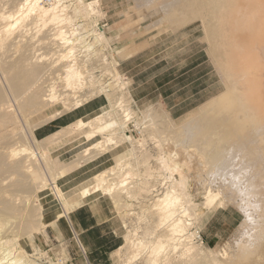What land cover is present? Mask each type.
Listing matches in <instances>:
<instances>
[{"label":"bare ground","instance_id":"1","mask_svg":"<svg viewBox=\"0 0 264 264\" xmlns=\"http://www.w3.org/2000/svg\"><path fill=\"white\" fill-rule=\"evenodd\" d=\"M76 1L71 15L95 14L98 0ZM146 1L152 13L163 12L175 27L201 19L224 84L178 124L152 105L140 115L131 110L127 81L121 79L115 57L110 71L116 81L102 85L86 78L71 48L62 44L61 0L48 5L42 0H0V264H41L29 257L19 240L25 235L31 239L44 227L37 192L48 184L61 191L55 184L58 177L106 151H112L114 163L96 173L79 194H108L124 217L132 213L128 198L151 196L137 213L145 220L143 238L137 227L130 228L115 251L119 264H137L141 257L144 264H264V0ZM96 36L106 44L112 37L104 32ZM100 94L110 108L77 118L43 138L35 136L34 128ZM57 103L60 108L31 120ZM130 120L141 136L129 132ZM80 133L86 140L99 137L71 160L50 156L51 144ZM147 139L159 148L154 156L157 169L149 161L154 154L146 148ZM125 142L130 146L113 154ZM184 145L196 149L194 157L202 169L180 168L189 158ZM192 181L204 188L203 203L193 201ZM228 199L245 214L243 235L234 250H206L194 240L196 226L225 207ZM205 206L211 210L204 213Z\"/></svg>","mask_w":264,"mask_h":264},{"label":"rangeland","instance_id":"2","mask_svg":"<svg viewBox=\"0 0 264 264\" xmlns=\"http://www.w3.org/2000/svg\"><path fill=\"white\" fill-rule=\"evenodd\" d=\"M85 1H89V0H85ZM136 1L135 0H98L97 3L95 4L97 6L96 7L97 13L95 12V14L93 15L85 16L86 17L85 20H88V22L89 21L96 22L98 19L101 20L102 18L105 19L103 21H100L99 23L107 22V25L105 26L106 35L108 37H111V36L112 37L110 38L107 44L106 42L104 44H106L107 46H110L111 50L113 51L111 56L115 57L114 59L117 62L121 58L126 57L128 54H133L135 52L141 51L138 56H142L140 57L142 61H138L140 65L135 66L134 70L138 71L139 69L146 66L145 71L139 77V80L143 81L144 86L147 87L146 98L143 97L142 98L143 100L138 101L135 97H132V92L130 91L131 89L130 79L120 69L119 62L118 63L116 62L118 64L116 66L121 75V79H123L124 81H127V87H126L127 90L125 89L126 91L125 95L127 96L126 99L128 100L127 101L128 104L130 102H132L133 104L131 105V107L129 105L131 110L135 111L138 115H140L141 110L145 109L149 105H152L154 107H158L159 109H163L167 111L169 115L171 116L169 109H168V101L165 97V95L169 93L166 90V86H167L168 80L178 75L180 77L188 76L190 77L189 79H191L192 77L196 78L195 85H197V83H199L200 81L201 89H203L204 85L207 86L208 83H211L210 88L207 87L205 91H202L199 94V97L201 99L208 97V96H213L214 94L218 93L220 90H223L224 84L222 81L221 73L218 72L220 70L217 69L218 68L217 65L214 64L215 58L213 57L214 54L212 53L213 50H212V44L210 41L212 38L205 37L206 36L205 29H204L201 19L196 18L190 22H185L181 24L180 26L175 27L172 24L174 23L171 20L172 18H170L172 23L169 24L170 23L169 18L167 16L165 17L163 15L164 14L163 12H159L157 14L152 13V8L147 7L148 6L147 1L146 2L145 0H142V1L136 0ZM138 4L140 6L139 8L137 6ZM101 14L103 16H101ZM140 15H144V18L141 19V21L138 20V16ZM159 16L161 17L159 18ZM163 17H164V20L161 19ZM161 20H163L164 23ZM165 20H168L169 23ZM126 22H129V23H126ZM152 22H155L156 24ZM157 23H159L162 26L159 27L160 25ZM209 24H210V20L208 22V25ZM148 25L149 26L151 25V26L149 27ZM163 26H165V29ZM166 27L167 28L169 27V28L167 29ZM210 27H212V25ZM188 42H191V43L187 44ZM197 49H200V52H199L200 61L202 63L198 68H195L193 71H191V73L190 72L186 73L187 71L186 66L189 64L187 61L189 58L188 56L190 55L192 56V52L193 51L196 52ZM118 50L121 52H117ZM210 53L212 55H210ZM191 59L192 58H190V60ZM180 65H184L185 68L184 67L178 68ZM169 88L172 89L171 82L169 83ZM187 92H190L188 88L185 89L183 94ZM132 98H135V100L134 99L132 100ZM94 104H99L100 105L99 107L103 105L104 108H110L109 103L105 99L103 94H100L98 97L91 100V102L87 103L86 106H92ZM60 107L61 105L57 103L54 106L46 110H43L39 114L33 116L31 120H36L37 118H43V116H45L46 114ZM197 107L191 110H188L182 114H179L178 116H175V114L180 113V110L176 111L174 116H171L173 119V122L176 124L180 123V120L183 119L184 116L188 112L195 110ZM100 110L101 108H98L93 114L83 119H87L91 117L92 115L99 112ZM220 112L221 111L219 110L215 111L216 115H219ZM40 126L34 128V130H36L37 138H42L46 136L44 134V131H47L48 128L54 131L62 127V126L48 127L46 123ZM127 126H128V129L132 128V126L128 123H127ZM45 127H47V129L43 130V128ZM131 133L136 138L142 135L140 134V132L139 134L135 132H131ZM98 137L99 136H96L95 138L91 140H86L82 133L64 137L62 139H59L56 143L51 144L48 147L49 154L51 157H59L61 160H64V161L71 160L78 151H80L82 148L90 144L92 141H94ZM58 144H63V145L66 144L64 146L69 147V149H67V151L63 153L61 156H58V153L61 152V150L58 151L54 149V146ZM128 146H130L128 142L123 143L122 145H120L119 147L113 150V154L119 151L126 150ZM146 146H147L146 147L147 150L152 155L154 154L153 157H151L149 160L151 163V166L152 168L157 169L158 163L156 159L154 158V156L157 154V151L159 150V148L157 147L155 148L154 144L151 142V139L150 140L147 139ZM183 149L188 153L189 158L184 159L183 162L180 163V168L183 170H187L189 172L190 171L196 172L202 169L203 167H201L198 164L196 158L194 157V156H197L196 149L193 146H188V145L186 146L184 145ZM254 150H255V147L253 148V151ZM113 161L114 159L112 157V159H110V161L107 162L105 167L104 166L97 167L95 169V173L110 166L113 163ZM57 179L55 180V184L58 186L59 182ZM93 180L94 178L92 176L90 179L86 180L80 185L70 188L66 192L59 186L58 187L61 189V191L55 190V187L49 186L51 184H48L45 188L41 189V191H38L37 198L38 200H40V204L42 206V209H41L42 216H43L42 222L45 223L44 219L49 217L48 211L50 210V208L57 207V209L62 210V207H64L65 210L68 211V209L70 208V206L66 204L68 201V198L72 194L74 195L78 194L79 191L84 186H87L89 184L91 185ZM58 192H60V194H58ZM96 192L99 194H104L100 191H96ZM190 192L192 194V198L194 197L193 198L194 202L199 203V204L203 203V201L205 200L204 199L205 192H204L203 187L202 188L198 187L195 181H192L191 186H190ZM150 197L148 198L139 197V198H136L137 200L134 198H131V199L128 198V201L133 203V205L131 207L132 210L130 209V212L132 213L127 215L126 217H124L125 215H122L123 214L122 210L117 209L118 207L115 206L116 203L113 201V199L110 198L113 204L116 219L118 220V223L120 224V228H121L120 237H119V241H120L119 246H121V244L125 242V235L128 234L127 232H129L130 228L137 227V231L139 233L138 235L143 238L142 228H144L145 226L144 224L145 220H143V222L141 221L142 219L139 220L140 218H138L139 216L138 214H141L140 211H142L145 207L148 206V203L151 201V199H149ZM65 200L67 201L65 202ZM227 202H229L227 203V205L225 204V207H227V211H223V209L221 208L218 209V211L214 213V215H212V219L207 229L204 230L196 226L197 231L201 233V236L203 239V242H197V243L199 244L202 243L201 244L202 247L206 250L211 249L214 252H218L223 247H225L226 250H234L238 245L237 241L240 239L239 236L242 237L243 235L241 221L244 220L245 214L239 209V204L237 205V203H235L234 201L232 202L231 199H228ZM49 203L52 204L53 206H48ZM145 204L147 205L145 206ZM141 205L142 206L144 205L143 207H141L142 210L140 209ZM205 207H202V210H204L203 211L204 213L210 209V207H207V206ZM235 207L242 214V218L237 227H236V224L240 218L238 214H236V218L233 223H229L226 220L227 217H231V216L235 217V214H234ZM140 221L142 222V224ZM243 224H245V222ZM139 225H140V228L138 229ZM53 228H54V223L48 224L44 228H42L46 232L43 233L44 235L36 239V243L31 242L28 238H26L27 237L26 235L19 238V240L21 239V244L27 251L29 257L36 260L37 262L41 264L61 262L60 261L61 257L64 255L63 252L65 253L70 252L72 256L83 258L82 251L79 249L75 241L71 242L69 245H65L64 243L59 244V242L55 238H53V235H52L54 233ZM35 233L36 232H34L33 234ZM148 237L149 235H146L144 238L150 239V237L149 238ZM110 264H119L118 258L115 256V254L113 255V259L111 260ZM137 264H144L142 257L137 260Z\"/></svg>","mask_w":264,"mask_h":264},{"label":"crops","instance_id":"3","mask_svg":"<svg viewBox=\"0 0 264 264\" xmlns=\"http://www.w3.org/2000/svg\"><path fill=\"white\" fill-rule=\"evenodd\" d=\"M189 43L191 42H188L187 44ZM140 52L141 51L135 52L133 54H128L126 57L119 60L120 69L130 79V91L132 92V97H135L138 101L143 100V97L146 98L147 92V87L144 86V82L139 80V77L145 71L146 66L139 69L138 71L134 70L135 66L140 65L138 61H142V59L140 58L142 56H138ZM199 52L200 49H197L196 52H192V56H188L189 58L187 61L189 64L186 66V73H191V71L201 65L202 62L200 61ZM190 58L192 59L190 60ZM184 65H180L178 68L184 67ZM189 78L190 77L188 76L180 77L178 75L167 81L166 90L169 93L165 95V97L168 101V109L171 116H174L175 112L179 110L180 113H176L175 116H178L179 114H182L197 106L199 107L218 94L216 93L213 96H208L201 99L199 97V94L202 91H205L207 87L210 88L211 83H208L207 86L204 85L203 89H201L200 81L199 83H197V85H195L196 78ZM170 82L172 83V89L169 88ZM186 88H188L190 92L183 94ZM135 98L132 99L135 100ZM90 102L88 101L78 108L72 109L70 111L62 113L59 116H56L55 118L46 122V125L48 127H63L73 122L77 118H85L93 114L98 108L103 107V105L99 107V104L86 106V104ZM46 129L47 127L43 128V130ZM59 129L53 131L52 129L48 128L47 131H44V134L47 136V134L49 135L51 133H54ZM34 131V134L36 136V130ZM64 145L58 144L54 146L55 150H61V152L58 153V156H61L67 151V149H69V147H65ZM112 157V152L110 151H106L95 156L93 159L84 162L83 164L70 170L63 176L58 177V186L66 192L70 188L80 185L96 174L95 169L97 167H105L107 162L110 161ZM96 191L90 192L85 196H81L79 193L76 195L72 194L68 198L70 206L68 211L65 212L63 207L62 210L57 209V207L50 208V210L48 211L49 217L44 219V224L46 225L54 223V233L52 235L53 238H55L59 242V244L64 243L65 245H69L71 242L75 241L79 249L82 251L83 258L72 256L70 252H63L64 255L60 260L61 264H110L116 249L120 247L119 237L121 228L114 213V208L111 201L112 198L108 194H99ZM48 206L53 205L49 203ZM220 208L223 209V211H227V207H219L215 209L208 215V218L205 220L204 224L199 228H202L204 230L207 229L212 219V215H214V213H216ZM234 214L235 217H227L226 220L229 223H233L236 218V214H238L240 218L236 224L237 227L242 218V214L236 207ZM46 225H44V227ZM44 232L46 231L44 229H41L39 232L33 234L31 239L29 240L33 243H36V239L44 235Z\"/></svg>","mask_w":264,"mask_h":264},{"label":"built area","instance_id":"4","mask_svg":"<svg viewBox=\"0 0 264 264\" xmlns=\"http://www.w3.org/2000/svg\"><path fill=\"white\" fill-rule=\"evenodd\" d=\"M53 1L42 0V3L48 5ZM61 3L65 5V8L58 27L64 36L62 44L66 49L71 48L72 50L71 57L73 61L81 66L88 80L92 79L95 83L102 85L116 81V76L110 71L113 51L110 46L98 40L96 36L100 32L106 34L105 26L107 22L99 23L105 19L87 22L88 20H85V17L70 14L74 6L77 5L76 0H61ZM129 105H133L132 102ZM128 124L132 126V128H129L130 132L139 134V129L135 127L132 120L128 121ZM194 240L203 242L201 233L197 230Z\"/></svg>","mask_w":264,"mask_h":264}]
</instances>
